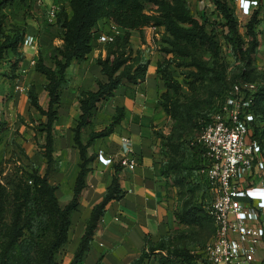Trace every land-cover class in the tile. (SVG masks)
I'll list each match as a JSON object with an SVG mask.
<instances>
[{
	"label": "trees",
	"instance_id": "trees-1",
	"mask_svg": "<svg viewBox=\"0 0 264 264\" xmlns=\"http://www.w3.org/2000/svg\"><path fill=\"white\" fill-rule=\"evenodd\" d=\"M15 1L0 0V7L6 4L12 5ZM18 1L26 5L36 2V0ZM209 1L214 6L212 11L216 16L214 20L210 19L207 12L200 17L193 15L186 0H69L67 5L61 7L54 24L63 30V45L52 50L51 66L45 64L41 51L35 66V70L43 74L47 80L44 88L49 96L48 108L44 109L40 105L34 84H31L26 91L30 106L46 117L42 128L45 132L43 149L47 169L44 175L39 174L37 169L32 172L19 169L14 174V179L7 183L10 184V189L0 184V264H59L58 256L64 252L69 242L72 215L80 206L82 193L87 188L86 177L96 159L94 154H89V148L96 140L113 133L114 128L124 119V108H116L109 126L101 131L92 130L86 143L83 141V132L87 127L93 126L92 119L101 103L114 97L116 90L125 81L140 84L146 80L149 61L141 50H134L130 37L133 32L142 31L147 26L165 28L169 34L166 42L170 45L171 52L183 59H191L184 65L185 67L202 66L194 56V50L200 47L206 48L212 65L215 64L219 54V35L215 31V26L218 24L223 26L225 41L232 49L241 69L234 83L247 81L256 83L257 86L251 106L255 116V121L250 127L251 138L258 142L264 154V83H258L251 77L252 59L259 45L255 31L260 21L259 10L256 9L248 20L246 28L249 39L246 41L239 29L234 1ZM148 6L156 7V14H149ZM105 19L110 20L124 33L106 44V58L100 57L96 60L102 68L106 81L97 80L96 90H86L79 94L81 114L72 132L80 162L72 199L66 205H61L56 195L57 185L49 181V176L58 163L54 130L58 120L61 93L69 86L67 69L73 61H83L88 57L92 51V41L98 33L99 22ZM218 19L222 20V23H218ZM209 27H212L211 31ZM25 36V27H14L12 31H5L0 24V63L2 68L6 67L9 70V73H4L9 80L18 77L15 73L24 59L19 50L23 46ZM159 66V72L164 73L166 78V85L179 86L177 80L169 83L170 71L161 69L162 63H159ZM195 116L198 117L195 124L201 133L211 123L212 118L202 114ZM197 138L187 142L190 162L180 168L179 183L192 193L203 186L206 195L202 197L203 201L199 205H191V202H188L183 207L180 216L182 221H192L203 214L212 219L204 209L210 195L206 178L201 173L205 161L203 159L205 149L197 142ZM120 170L122 167L113 166L111 184L101 201L92 208L70 264H82L90 251L95 232L108 205L112 201L124 198L126 192L121 185ZM170 172L168 167L163 170L165 176H169ZM8 214L11 215L9 221ZM150 240L152 241L149 237L146 238L140 256L130 264H149L146 259V246L152 243ZM172 256L174 258L170 259L169 264H199L202 258L201 254L193 255L188 251L180 250L172 251Z\"/></svg>",
	"mask_w": 264,
	"mask_h": 264
},
{
	"label": "rangeland",
	"instance_id": "rangeland-1",
	"mask_svg": "<svg viewBox=\"0 0 264 264\" xmlns=\"http://www.w3.org/2000/svg\"><path fill=\"white\" fill-rule=\"evenodd\" d=\"M186 1L193 15L200 17L204 12H207L211 20L216 19V16L212 14L214 6L209 0ZM235 7L239 29L246 41L249 39L246 28L248 20L256 9L259 10L260 21L255 28L259 45L252 59L251 77L258 83H264V0H259L258 6L253 7L249 15L242 14L236 4ZM155 11L156 7L148 6L147 12L149 14H156ZM217 21L218 23H222L220 19ZM0 24L4 27L5 31H12L14 27H36L38 30L51 31L50 27H54L52 32L56 36H62L56 28L57 26L47 21L44 7L37 8L33 2L26 5L16 0L12 5L6 4L0 7ZM103 27L115 26L111 23H104ZM208 29L211 31L212 27ZM215 31L219 35V54L216 57L214 65H212L205 47L194 50V56L198 63L201 62V67H185L184 65L189 63L191 59H183L171 52V47L166 42L169 34L164 27L150 25L142 31L134 32L142 40V47L135 48L134 50H141L143 56L149 61L148 67L150 65L152 68L155 67L158 88L156 89V102L151 122V136L154 158L158 159V164L160 165L159 182L164 184L166 188L165 199H162L161 202L165 204L167 231L159 239L150 240L152 243L147 244L146 259L149 261V264H169L170 259L174 258L173 256L171 257L172 251L175 250L188 251L190 254L199 255L204 247L215 238L214 220L207 215L203 214L198 219L196 218L192 221H182L180 218L182 209L188 202H191V205H199L203 201L202 197L206 195L204 194L205 189L203 186H200L197 191L192 193L179 183V177L181 176L180 168L188 165L190 162L187 142L200 135L199 129L195 124V120L198 117L195 115H209L212 118L214 113L224 104L227 95L230 94L235 78L240 74L241 70L232 49L228 47L225 41L223 26L221 24L216 25ZM114 33H116V29H112V34ZM120 34L123 35V33ZM22 49L20 48L19 51L23 54ZM44 49L41 50L40 47L39 52L44 51L45 64L51 66L53 49L49 51H46L47 48ZM23 62L24 59L20 62L19 69L16 70L15 74L18 77L13 80L6 78L4 73H9V70L6 67L2 68V64L0 63V184L7 187V189H10V184L7 183L14 179L13 176L17 173V170L23 169L24 171L32 172L34 169H37L39 174L44 175L46 167L43 149L45 132L42 128V125L46 122V117L42 116L35 108L36 111L32 114L30 109H28L30 106L29 102L21 104V106H19L20 104H17V106L13 104V100L20 101L24 99L23 95L26 94L28 87L31 85L27 83L25 77L27 74L25 72L26 69L23 70L22 67ZM36 62L30 64L29 68L35 69ZM159 63L163 64L161 69L170 71L171 77L169 83L177 80L179 86L169 87L166 85L164 73L159 72ZM46 82L47 80L41 90L48 94L44 88ZM17 94H19V97ZM112 114L104 112L103 106L99 107L92 119L93 126L87 127L83 132L84 143H86L88 137L84 136L85 131L103 130L112 122L114 115ZM58 120L54 130L55 141L61 135L56 130ZM94 144L92 145L93 148ZM31 146H34L35 156H32L28 151V147L30 148ZM75 147L78 150L76 144ZM93 154L96 156L93 164L97 162L98 165L105 167L101 171L102 176L105 174L107 177L110 174L112 175L114 165L122 167V169L124 168L120 163L122 156L114 157L103 151H99L98 153L93 152ZM79 162L78 152V163L75 166L76 175ZM166 167L171 171L169 176L163 174V170ZM121 171H119V174H121ZM75 174L74 177L76 179ZM65 177L60 182V186L55 183L59 186H57L56 195L61 205H65L62 203H64V196L66 195L65 193H68L70 185L67 173ZM50 179L51 176H49V181L53 183L54 180ZM73 188L74 182L72 195ZM10 218L11 215L8 214V221L11 220ZM75 227L76 225L73 223L72 218L70 231L76 233L78 225ZM70 231L69 242L64 252L58 256L59 264L70 263L67 259L68 247L73 242L72 237L70 239ZM149 238L152 239L151 237ZM158 247H161V249H157Z\"/></svg>",
	"mask_w": 264,
	"mask_h": 264
},
{
	"label": "crops",
	"instance_id": "crops-1",
	"mask_svg": "<svg viewBox=\"0 0 264 264\" xmlns=\"http://www.w3.org/2000/svg\"><path fill=\"white\" fill-rule=\"evenodd\" d=\"M51 2L52 0H44L43 7L46 10V15L47 8ZM35 6L39 7L36 2ZM104 23L113 24L107 19L100 21L98 33L92 41V51L88 57L83 61H73L67 69L69 86L62 91L58 106L59 120L56 130L61 133L55 141L58 163L50 176L54 180L53 183L59 186L63 178H66L65 174L67 173L69 176L68 193H65L64 203H62L65 205L72 199L75 166L78 163L79 151L75 147L72 132V128L81 114L78 97L82 91L96 90L97 80L106 81L102 68L97 64L96 60L100 57L104 59L107 56L106 44L108 42L105 36L112 34V29L118 28L103 27ZM25 28L26 36L35 35L38 42L36 45L22 46V52L25 57L22 67L23 70L26 69L25 72L27 74L25 77L27 83L34 84L36 87L40 105L47 109L49 96L41 90L46 78L35 69H30L29 65L32 62L35 63L39 58L40 47L41 50L47 48L46 51L61 47L63 39L62 36H56L52 32L54 27H50L51 31L38 30L36 27ZM56 28L62 34L63 30ZM121 33L124 32L121 30ZM130 42L134 49L142 47L141 37L134 32L130 37ZM43 54L44 51L42 52ZM155 73V67L152 68L150 65L147 70L146 80L143 83L131 84L125 81L116 90L114 97L99 106H103L104 112H109L110 114L113 112L115 114L117 107H123L125 116L122 122L114 128L110 136L96 140L94 148L91 146L93 149H89L90 155L93 152L103 151L108 155L121 157L127 153L137 159L138 165L134 169H122L120 176L122 188L126 192L125 196L121 200L112 201L108 205L95 232L90 251L82 264H97L98 262L99 264H130L140 256L147 237H151L154 241L166 234L165 204L161 202L162 199H165L166 188L164 184L159 182L160 165L158 164V159L154 158L151 136V122L156 102V89L158 88ZM128 89L130 90L128 91ZM17 95L19 97V94ZM23 96V100H13V104L16 106L17 104H20L19 106L26 104L28 97L26 94ZM29 107L28 109L33 114L36 110ZM89 132L91 131L86 130L84 136L87 137ZM28 151L32 156H35L34 146L28 147ZM46 169L47 165L44 169L45 172ZM104 169L105 167L95 162L86 177L87 188L82 193L79 210L72 217L73 223L76 227L78 225V228L76 233L70 231V239L72 237L73 242L68 247L67 259L69 262L72 261L74 252L79 245L92 208L101 201L106 189L111 184L113 173L112 175L110 173V175L107 174L109 175L108 177L105 173L102 176L101 171Z\"/></svg>",
	"mask_w": 264,
	"mask_h": 264
},
{
	"label": "built area",
	"instance_id": "built-area-1",
	"mask_svg": "<svg viewBox=\"0 0 264 264\" xmlns=\"http://www.w3.org/2000/svg\"><path fill=\"white\" fill-rule=\"evenodd\" d=\"M69 0H52L47 21L54 24L61 7ZM244 15L258 6V0H233ZM43 7L44 0H36ZM116 27V26H115ZM105 36L107 42L121 30ZM27 35L23 46L36 45ZM34 62H32L33 64ZM256 83H234L224 104L200 133L197 142L204 149L201 173L209 187L204 209L215 223V238L201 251L199 264H264V154L251 138L255 116L251 110ZM124 168L137 167V159L122 155Z\"/></svg>",
	"mask_w": 264,
	"mask_h": 264
}]
</instances>
